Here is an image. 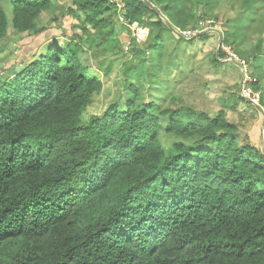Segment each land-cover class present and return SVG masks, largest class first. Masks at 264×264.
<instances>
[{
    "label": "trees",
    "instance_id": "trees-1",
    "mask_svg": "<svg viewBox=\"0 0 264 264\" xmlns=\"http://www.w3.org/2000/svg\"><path fill=\"white\" fill-rule=\"evenodd\" d=\"M124 1L127 16L149 28L140 58L161 52L158 66L168 33L187 40L174 28L218 18L219 0ZM235 1L247 19L223 43L259 34L252 55L238 51L251 62L264 54V0ZM4 4L0 44L10 24L42 34L37 20L55 8L53 0H9V16ZM76 5L69 11L84 15L81 31L0 81V264H264V151L242 141L224 112L211 116L173 92L161 103L113 102L86 119L103 84L81 43L89 35L86 42L115 48L117 23L127 28L109 0ZM226 57L220 49L214 62ZM144 62L133 66L139 75ZM253 77L264 110L261 74ZM162 132L181 140L167 150Z\"/></svg>",
    "mask_w": 264,
    "mask_h": 264
},
{
    "label": "rangeland",
    "instance_id": "rangeland-1",
    "mask_svg": "<svg viewBox=\"0 0 264 264\" xmlns=\"http://www.w3.org/2000/svg\"><path fill=\"white\" fill-rule=\"evenodd\" d=\"M53 1L55 8L42 12L37 20L39 28L46 29L42 34L18 32L11 24L9 25L7 35L0 44V81L12 77L23 62L36 59L45 51L47 44L64 45L72 40V33L81 31L80 23L84 15L79 11L74 14L69 11L78 8L76 5L78 0ZM8 2L9 0H5L4 6L10 16ZM212 13L218 18H206L213 21L208 38L202 39L197 35L190 38L191 40L179 42L175 36L168 33V47L166 46L168 53L166 52L167 56L162 66H158L159 63L156 62L158 54L163 56L161 52L146 54L144 59L140 58L145 52L144 44L147 40L141 45L134 46L140 48L139 53H135L132 49L125 50L130 40V33L119 23H117L118 39H120L118 47L105 49L103 46L96 47L95 44L86 42L85 38L89 37L87 35L81 43L85 48L82 60L90 68V73L99 77L103 89L88 108L86 119L90 115H102L113 102L119 101L121 108L125 109L126 101L134 96L138 103L152 100L161 103L173 92L172 95L184 101L185 105H193L211 116L224 112L227 120L238 126L242 141L248 140L264 151L263 113L258 106L253 107L248 100L239 99L243 84V66L239 65L240 61H246L252 76L261 74L260 85L262 90L264 88V54L248 62L238 53L239 51L252 55L260 35L252 33L242 44L238 43L241 42V38L233 43H223L224 32L229 30L233 33L235 28L247 19L246 11L235 0H219L218 6ZM220 41L222 42L219 44ZM222 43L237 56L235 63L230 62V58L222 59L219 64L214 62L215 53H218ZM142 60L145 61L144 66L147 70L139 75L133 66L139 65ZM107 70L108 74L105 73ZM155 71H158L156 75ZM129 83L136 86L138 90L136 93L129 89ZM167 83H169L168 90ZM169 104L172 105L171 102ZM167 123L168 118H162L163 127H166ZM160 140L169 150L181 139L162 132Z\"/></svg>",
    "mask_w": 264,
    "mask_h": 264
},
{
    "label": "built area",
    "instance_id": "built-area-1",
    "mask_svg": "<svg viewBox=\"0 0 264 264\" xmlns=\"http://www.w3.org/2000/svg\"><path fill=\"white\" fill-rule=\"evenodd\" d=\"M116 8H117V16L116 19L129 30L130 33V40L127 42V45L125 46V50L129 51L132 49L135 45H141L144 43L148 36H149V28L141 23L139 21H133L127 16V9H126V3L124 0H109ZM213 23L212 20H200L196 27L191 29H180L176 30L175 33H177L179 36L183 37L184 39H190L194 36H197L201 34L203 31H209L211 24ZM222 49L225 53H227L228 59L230 58L231 61L235 62L237 59V56L229 50L228 47H226L223 43L220 45L219 50ZM236 59V60H235ZM239 62V61H237ZM239 65L243 66V84L240 88V95L248 100L249 102L253 103L254 105H259L260 102V93L255 91L251 87V83L255 81V78L251 75V72H249V69L247 68V63L245 60L240 61Z\"/></svg>",
    "mask_w": 264,
    "mask_h": 264
},
{
    "label": "water",
    "instance_id": "water-1",
    "mask_svg": "<svg viewBox=\"0 0 264 264\" xmlns=\"http://www.w3.org/2000/svg\"><path fill=\"white\" fill-rule=\"evenodd\" d=\"M174 31H175V28H174ZM208 32H209V31H203L201 34H206V33H208ZM220 40H222V37H221ZM221 42H222V41H220L219 44H220ZM218 52H219V50H218ZM256 106H258V107L261 109V112L263 113V118H264V110H263V108L260 107L259 105H256Z\"/></svg>",
    "mask_w": 264,
    "mask_h": 264
}]
</instances>
